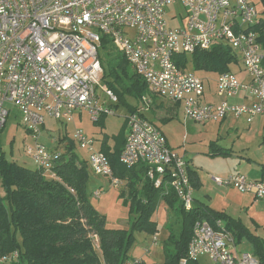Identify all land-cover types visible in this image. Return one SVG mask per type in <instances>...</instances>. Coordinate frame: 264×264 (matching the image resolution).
Listing matches in <instances>:
<instances>
[{
	"label": "built area",
	"instance_id": "obj_1",
	"mask_svg": "<svg viewBox=\"0 0 264 264\" xmlns=\"http://www.w3.org/2000/svg\"><path fill=\"white\" fill-rule=\"evenodd\" d=\"M177 4L186 12L173 16V22L182 23L178 28L169 24L166 12L167 6ZM262 18L253 0H0V132L10 114L5 104L11 103L35 140L27 154L44 174L55 175L53 169L65 151L40 143L46 118L74 123L80 114L96 124L115 114L118 96L103 84V37L126 58L150 93L180 105L194 122L242 116L252 122L264 115V51L254 30ZM221 45L237 55L249 82H241L231 71L218 74L216 94L223 101L212 103L205 99V80L178 66L175 57ZM241 95L252 103H229ZM151 103L144 96L138 110L127 116L120 162L129 169L147 166L154 187L163 190V196L173 192L184 211L191 212L195 198L188 162L144 116ZM72 141L87 152L96 174L110 176L115 187L121 185L108 157L95 148L94 138L78 128ZM2 157L0 150V165ZM213 181L264 200V180L250 181L237 173ZM3 194L0 181V198ZM200 257L218 264H261L252 253L237 251L226 228H214L205 220L194 224L180 264ZM0 264H21L20 252L0 254ZM124 264L145 263L130 259Z\"/></svg>",
	"mask_w": 264,
	"mask_h": 264
},
{
	"label": "trees",
	"instance_id": "obj_2",
	"mask_svg": "<svg viewBox=\"0 0 264 264\" xmlns=\"http://www.w3.org/2000/svg\"><path fill=\"white\" fill-rule=\"evenodd\" d=\"M254 30L264 51V17ZM190 57L196 72H230L231 66L239 63L230 47L223 45L208 51L198 50ZM100 58L104 69L103 82L116 93L119 103L124 104L128 112L137 111L142 97L148 94L146 83L126 58L115 51L107 37L102 39ZM175 61L183 69L190 62L185 54L176 56ZM130 99L136 104H131ZM114 107L117 108L118 104ZM104 120L102 118L98 123L101 127H104ZM125 143L126 135L121 143L117 141L113 150L104 145L102 151L110 161L114 176L127 182L126 197L131 202L132 216L128 229H109L105 217L93 208L87 193L88 162L77 155L74 142L67 137L59 142L65 153L53 169L56 178L49 177L37 167L28 169L3 157L0 165L4 193L0 198V254L18 250L21 264H124L131 259L129 253L135 241L134 232L150 235L158 232L153 214L163 198L171 209L179 204L177 211L181 218L178 236L175 237L171 230L165 245L163 264H180L186 257L193 226L201 220L214 228H217V221L226 222V229L232 233L235 243L240 244L245 238L252 244L254 256L264 264V238L251 233L240 221L203 204L197 205L196 201L193 210L185 212L173 192L163 196V190L154 187L147 177V166L129 169L120 162ZM213 155L226 157L230 153L217 150ZM262 171L264 173V168ZM190 177L193 187L198 189L200 184L196 175L190 172ZM94 237L99 239L103 261L94 248ZM187 264L198 262L189 261Z\"/></svg>",
	"mask_w": 264,
	"mask_h": 264
},
{
	"label": "rangeland",
	"instance_id": "obj_3",
	"mask_svg": "<svg viewBox=\"0 0 264 264\" xmlns=\"http://www.w3.org/2000/svg\"><path fill=\"white\" fill-rule=\"evenodd\" d=\"M264 0H254L256 7L259 9L264 8ZM181 12L183 15L186 14L184 8L180 5H169L166 7L167 12V19L171 26L178 28L179 25H182L180 22H173L172 18L175 14ZM188 67L185 70L193 71L194 66L190 56ZM199 77H206V74L203 72H196ZM233 73L239 75L240 69L233 68ZM216 74H209L208 78L205 80V99L208 97L209 89H213L215 87L214 82L216 81ZM242 78L241 75H239ZM240 80V79H239ZM103 84H105L103 82ZM106 85V84H105ZM108 86V85H106ZM109 87V86H108ZM116 94V93H115ZM102 95L103 100H106V97ZM151 98L152 103L150 104L149 110L151 109L154 99L157 96L150 93L148 90V94L144 95ZM242 96V95H241ZM162 100L166 104V109L164 114L166 116L160 117L161 120L164 119L168 121L166 123L160 122L158 118H156V123L158 129L162 130L169 139L170 144L175 148L176 151L182 153H187L190 161L194 159L195 163H203L204 169L203 172L201 169L197 170L203 173L204 179L209 178L213 183L207 182L206 187L202 190L201 186L198 189H195L194 196H198L201 201L206 202L210 205L209 197L205 193H212L213 202L211 206L214 208H210L217 212H222L223 209V201L220 199L223 196V192H221L223 187L218 186L213 181L212 177H215L214 173H221L222 171H227L229 169H233L235 159L230 157V161H221V157H214L215 160L213 163H209L208 160L213 158L207 157L206 155L210 153V149L212 146L216 144L219 145L220 142H224V147H231L233 146V142L237 141V137L234 132H230L227 135L224 131V126L221 125V121H213L211 123L207 122L205 124L196 123L193 120L186 117L182 107H177L172 101H167L162 98H158ZM232 101V98L229 100ZM129 102L133 104V100L130 99ZM118 107L114 108L115 114L104 117L105 120L103 122L104 127H101L100 124H94L90 120H88L87 116L81 122L78 118L75 119L74 123H67L56 121L51 117L46 118V124L42 127V135L40 138V143L47 146L49 149H54L55 147L61 148L58 144L64 137H67L69 140H73L74 133L76 129L81 128L85 134L89 138H94V140H98L99 142H105L108 147L114 149L117 141L119 143L122 142L124 136L128 134V125H127V116L133 114L135 112H128L126 106L118 101ZM143 104V97L140 102L139 107ZM175 104V105H174ZM231 104V103H230ZM115 106V105H114ZM180 106V105H178ZM5 107L9 110L10 114L7 119V123L4 129L0 133V150L2 151L3 157L6 160L16 163L19 166L28 168V169H36V163L32 156L27 154V147H32L35 145V140L27 130V128L22 123V117L17 107H15L11 103H6ZM148 110V111H149ZM169 115V116H168ZM173 116L174 118L170 120L169 117ZM145 116V115H144ZM150 117H154L151 115ZM170 120V121H169ZM51 139L55 140V143L51 142ZM244 140L238 143L237 149L242 145ZM57 144V145H56ZM75 151L77 155L82 160H87V152L82 150L76 143H75ZM96 148V146H95ZM63 149V150H62ZM97 149V148H96ZM217 149V148H216ZM64 151V148H61ZM98 150V149H97ZM99 151V150H98ZM102 151V150H100ZM103 152V151H102ZM2 157V158H3ZM186 157V156H185ZM227 157V156H226ZM2 162V160H1ZM111 165V164H110ZM89 167V181L87 185V193L89 196V201L92 204L93 208L103 215L106 219V225L109 229H127L130 227L132 216L130 214V200H128L127 191V182L126 180L121 181V185L115 187L112 185V180L110 176L96 174L91 168ZM215 167L219 170H215ZM193 169V167H191ZM191 169V170H192ZM191 172V171H190ZM221 176V175H220ZM116 177V176H115ZM217 177V176H216ZM117 178V177H116ZM222 178V177H219ZM226 178V177H225ZM96 191L101 192L99 197H96L94 193ZM123 192L125 194L123 195ZM198 200V201H200ZM196 202L197 205H201V203ZM204 205V204H203ZM179 206V205H178ZM163 211L159 210V212H155L153 214V218L160 222V233L159 231L156 233L158 241L154 242L153 237H149L145 232H134V243L131 247L130 256H136L140 258L145 254V264H163L165 261V248H164V241L168 238L169 230L164 226L166 218L164 219V223L161 221V213ZM177 215V214H176ZM172 215L170 216V222L172 224L173 234L175 237L179 234V226L181 225V218L179 215ZM221 221V220H220ZM239 221V220H238ZM224 222V221H223ZM225 223V222H224ZM94 248L97 254L102 258V252L100 250V243L99 239L93 240ZM236 247L238 248L237 251L239 253L242 252H254L251 244L244 242V243H236ZM172 247V246H171ZM150 249L147 251V249ZM103 261V260H102ZM198 264H218L212 262L207 257H200L197 260Z\"/></svg>",
	"mask_w": 264,
	"mask_h": 264
},
{
	"label": "crops",
	"instance_id": "obj_4",
	"mask_svg": "<svg viewBox=\"0 0 264 264\" xmlns=\"http://www.w3.org/2000/svg\"><path fill=\"white\" fill-rule=\"evenodd\" d=\"M258 10L261 13V16L264 17V13H263L264 8H262V9L259 8ZM233 68H236V69L239 68L240 69L239 75H241L242 78H240L238 74H236V73H234V74L237 76L238 79H240L241 82H249V77L246 74V72L244 71L243 65L241 63L232 65L231 66V72H232ZM203 73L206 74L205 78L201 77L204 80L209 79L208 78L209 74H214V75L216 74V76L218 77L217 73H206V72H203ZM217 77H216V80H217ZM214 85H215V87L212 90L209 89V93H208V97L206 98V101L212 102V103H220L223 101V99L218 97L216 94V81L214 82ZM229 103L241 104V105H250L252 103V100L246 96H239L237 98H232V101H229ZM133 104H136V103L134 102ZM175 106L181 107L178 105H175ZM166 107H167L166 104L162 100L158 99V97H156V99H154V103H153L151 109L149 111L145 112L144 115L150 122H152L156 126H157L156 118H158V120H160V122L166 123L168 121H165L164 120L165 118L162 117L163 115L166 116V114H164V111L166 109H168ZM168 110H171V109H168ZM151 115H153L154 117H150ZM85 117H86V115H82V116L80 114L76 115V118H78L81 122H83V119ZM160 117H162L164 119L161 120ZM169 118L171 120L174 117L171 116ZM212 122L213 121H211V123ZM96 124H98V123H96ZM221 125L224 126V131L227 135H229L230 132H234L238 140L233 142L232 148L231 147H224L223 146L224 142H220L219 145L216 144L215 146H212V148L210 149V153L206 155L207 157L213 158L211 160H208L209 163H213L214 161H218V160H215L214 157H219V158L221 157V159H224L221 161H225V162L230 161L229 160L230 157L232 159H235V160H232V161H234L233 169H229L227 171H222L220 169V171H221L220 175L221 176L219 175V173H214L215 177L217 176V177L225 178V177H228L232 174L241 173V174L246 175L250 181L264 180V173L262 171V169L264 168V115L256 116L252 120V122H248L247 116H242L241 118L228 117L227 119L220 122V127H221ZM162 133L167 138L169 146L171 148L175 149L170 144L169 139L166 136V134L163 131H162ZM242 140H244V142L241 143L242 145L239 147V149H237L238 143ZM51 142L55 143V140L51 139ZM58 144H59V141H58ZM64 144H63V146H64ZM104 145L107 146V144L105 142H99L98 140H95V146L99 151L102 150ZM57 147H58V145H57ZM217 150L229 152L230 155H228L227 157H225V156H214L213 153L216 152ZM183 155L186 156L185 158H186L188 165H189V171H191L192 173H194L196 175L202 190H204V188L206 187L207 182L213 183L209 178L204 179L203 173L197 171V170L201 169L203 172V169H204L203 163H195L194 159H192L190 161L189 157L187 156V153H185V154L183 153ZM191 167H193V169ZM215 170H219V169L215 167ZM48 176L51 178H56V176L52 175V174H49ZM213 177H212V179H213ZM222 189L223 190L221 192H223L224 195L221 196L222 198L220 200L223 201L224 207H223V209H221V211L223 213H225L226 215H228L230 218L235 219V220H239L254 235H256L260 238H264V200H256L253 195H251L249 193H241L233 187H223ZM96 192H99V191H96ZM194 192H195V189H194ZM205 194L209 197L208 200H210V205L207 204L206 202L201 201L198 196H196V197L194 196L195 201L197 202L198 200H200V201H198L199 203L204 204V206H207L209 208H213L211 206V204L213 202L212 193H205ZM178 205H179L178 203L175 204L174 208L171 209V208H169V206L167 205L166 201L163 198H161L158 202V207H157L156 212L158 213L159 210L163 211L161 213V221L164 223V219L166 218L164 226L166 228H168V230H169L168 238L165 239L166 242L165 241L163 242V243H165L164 248H165V245L168 243V239L171 235V230H173L172 224L170 222V216L176 215V214L179 215V213L177 211V208L179 207ZM154 220L156 221V223L158 225V231L160 233V227H159L160 222H158L156 219H154ZM218 224L220 227H223V228H226V225H227L226 222L224 223L223 221H220V220L217 221L215 226L217 227ZM148 236L153 237L152 239L154 242L158 241V239H157V236H159L158 234L148 235ZM244 242L249 243L245 238L243 240H241V244ZM249 244H251V243H249ZM251 246H252V244H251ZM252 248H253V246H252ZM236 249H238V248L236 247ZM148 250H150V249L148 248L147 251ZM253 255H254V252H253ZM131 259H139V260H142L143 262H145V254H144V256H141L140 258L131 255Z\"/></svg>",
	"mask_w": 264,
	"mask_h": 264
}]
</instances>
